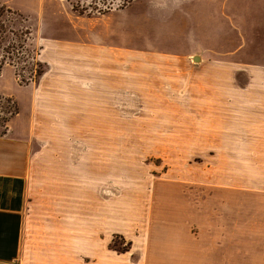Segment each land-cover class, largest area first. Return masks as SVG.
Wrapping results in <instances>:
<instances>
[{
  "label": "crops",
  "instance_id": "0c3cea01",
  "mask_svg": "<svg viewBox=\"0 0 264 264\" xmlns=\"http://www.w3.org/2000/svg\"><path fill=\"white\" fill-rule=\"evenodd\" d=\"M97 50L66 44L47 55L54 52L60 68L50 64L40 77L50 81L31 94L28 124L116 125V56ZM11 70L3 66L0 80ZM209 74L175 98L177 155L193 161L172 181L136 188L106 180L112 158L110 165L108 155L75 151L46 166L51 175L41 180L30 124L17 123L19 112L11 118L0 137V264H244L245 247L263 250L264 71H250L258 80L242 86L227 71L209 84Z\"/></svg>",
  "mask_w": 264,
  "mask_h": 264
},
{
  "label": "rangeland",
  "instance_id": "374dc122",
  "mask_svg": "<svg viewBox=\"0 0 264 264\" xmlns=\"http://www.w3.org/2000/svg\"><path fill=\"white\" fill-rule=\"evenodd\" d=\"M75 3L76 0H0V26L4 31L0 33V62L15 66H11L12 76L6 72L0 80V136L7 133L15 111L19 112L17 123L28 124L31 94L50 81L47 77L30 81L34 67L32 54L27 52L38 51V61L47 72L50 64L60 68L54 52L49 57L52 60L47 59L51 51L66 44L89 45L100 53L107 50L116 56L114 84L111 83L116 125L67 130L29 123L35 135L31 150L36 154L41 180L51 175L44 168L60 162L67 151L95 157L108 155L113 164L110 173L105 174L109 176L106 180L133 183L138 185L136 188L180 178L178 169L193 159L177 155L179 143L174 141L172 124V109L178 103L175 98L187 97L185 88L197 84V76L204 70L210 72L209 84H219L224 71L228 72L227 80L235 85L258 80L249 72L264 71V0H137L102 16L79 14L72 8ZM7 10L24 23L19 24L20 20L7 14ZM26 29L31 34L23 38ZM23 40L26 42L20 48ZM194 57L198 61H193ZM178 87L185 93L177 94ZM5 92L16 97L18 104ZM97 132L110 133L115 140H89L97 137L92 136ZM76 136L78 139H73ZM96 176L85 174V179L95 180ZM248 249H244V264H255L257 256L261 261L256 264H264V249Z\"/></svg>",
  "mask_w": 264,
  "mask_h": 264
},
{
  "label": "trees",
  "instance_id": "16d2710c",
  "mask_svg": "<svg viewBox=\"0 0 264 264\" xmlns=\"http://www.w3.org/2000/svg\"><path fill=\"white\" fill-rule=\"evenodd\" d=\"M135 1H137V0H76V3H75V5L72 6V8L76 12H78L79 14H86V15L93 14V15L102 16V15H106L112 11H115V10H122V9L126 8L127 6H129L132 2H135ZM83 3H84V5H83ZM1 13H3V10L0 11V14ZM6 13L17 17L20 20L19 24L24 23V21L20 17H18L17 14H15L9 10H7ZM25 31L26 32L23 34L22 37L28 38V36L31 34V32L27 29ZM3 32H4L3 28L0 26V33H3ZM25 42H26L25 40L22 41V46H20V48H23ZM20 48H19V50H20ZM19 54H21V53H19ZM27 54L28 55L32 54L31 60L33 61L32 64H33L34 70L32 71V73H33L32 77L33 78L30 81L35 82L44 73L43 64H41L38 61V55H39L38 51H35V52L32 51L31 53L28 51ZM17 56H18V54H17ZM5 65L15 67L12 63L0 62V71H1V68ZM15 76H16V78L19 77V75L17 73L15 74ZM23 83H25V82H23ZM16 114H17V112L15 111V113L12 116H14ZM7 122H8L7 119H5L3 121V123H5V124ZM3 134H5V132H3Z\"/></svg>",
  "mask_w": 264,
  "mask_h": 264
},
{
  "label": "water",
  "instance_id": "95a60500",
  "mask_svg": "<svg viewBox=\"0 0 264 264\" xmlns=\"http://www.w3.org/2000/svg\"><path fill=\"white\" fill-rule=\"evenodd\" d=\"M193 61H198V57H194L193 58Z\"/></svg>",
  "mask_w": 264,
  "mask_h": 264
}]
</instances>
